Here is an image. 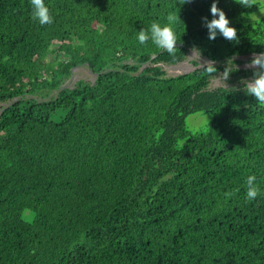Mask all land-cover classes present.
Here are the masks:
<instances>
[{
  "label": "trees",
  "instance_id": "obj_1",
  "mask_svg": "<svg viewBox=\"0 0 264 264\" xmlns=\"http://www.w3.org/2000/svg\"><path fill=\"white\" fill-rule=\"evenodd\" d=\"M44 2L40 25L0 0V264H264V106L240 83L264 4L218 0L236 43L208 39L212 0ZM169 14L175 56L137 38ZM193 47L217 73L166 70ZM80 65L93 77L63 85ZM195 112L210 118L190 129Z\"/></svg>",
  "mask_w": 264,
  "mask_h": 264
},
{
  "label": "clouds",
  "instance_id": "obj_2",
  "mask_svg": "<svg viewBox=\"0 0 264 264\" xmlns=\"http://www.w3.org/2000/svg\"><path fill=\"white\" fill-rule=\"evenodd\" d=\"M191 2H193V0H182V5ZM235 2L246 8H251L253 5L258 4V0H235ZM30 4L32 7V18L38 21L40 25L53 23V16L44 0H30ZM217 5L218 0H212L210 7L212 15L211 20L207 17L202 18L203 24L208 30V39L215 40L217 34L219 33L226 40L238 43L239 38L237 35V29L230 25V21L226 13ZM177 20L178 17L176 15L169 14L167 16L168 23L166 24L161 25L159 22H152L149 29L146 30L141 28L138 31V41L141 44H146L149 40H151L159 49L168 52L169 55L175 56L176 49L178 48L177 42L179 40H177V36L172 25L176 23ZM194 49L198 48L193 47L191 49V56L194 54ZM201 56L202 53L200 51L198 58L200 67L208 74L217 73L218 69L216 67V61L214 59H208L201 63ZM230 60L234 62V58H229L224 65L223 72H221L223 74V79L226 82L229 79L230 73L233 72L232 69L227 66ZM248 69L252 70V76L251 78L241 80L240 83L242 85V90L247 95L254 97L259 106H264V51L254 53L251 59L245 63V70ZM256 180L257 178L254 174L249 175L246 179V201L250 202L255 200L261 194V189ZM238 191L239 189H234L233 191L226 192L224 195L226 198H229Z\"/></svg>",
  "mask_w": 264,
  "mask_h": 264
},
{
  "label": "rangeland",
  "instance_id": "obj_3",
  "mask_svg": "<svg viewBox=\"0 0 264 264\" xmlns=\"http://www.w3.org/2000/svg\"><path fill=\"white\" fill-rule=\"evenodd\" d=\"M264 4V0H260ZM256 16V17H255ZM264 16V5L262 6L261 9L258 10L256 13H252L253 18H258ZM193 56L192 51L189 50L187 53L186 58L178 62L176 64L172 65H167L165 68L169 73H176L179 71H185V70H191L195 67V64H199L198 58L200 53L194 49L193 50ZM191 56V57H190ZM204 60H207L205 56H201V63H203ZM196 61V62H195ZM248 61V59H244L243 62L240 64L241 66H245V63ZM79 77H85V78H92L93 74L92 72L84 65L77 66L73 69L71 81H74L75 79ZM223 74L222 75H217L213 78L211 85L212 86H218L223 84ZM210 118V115L208 113H203V112H195L191 113L190 115L187 116L186 122L187 126L190 129H199L201 126H203Z\"/></svg>",
  "mask_w": 264,
  "mask_h": 264
},
{
  "label": "water",
  "instance_id": "obj_4",
  "mask_svg": "<svg viewBox=\"0 0 264 264\" xmlns=\"http://www.w3.org/2000/svg\"><path fill=\"white\" fill-rule=\"evenodd\" d=\"M72 73H73V70H72ZM71 77H72V74H71ZM71 77L63 85H66L69 82V80L71 79Z\"/></svg>",
  "mask_w": 264,
  "mask_h": 264
}]
</instances>
